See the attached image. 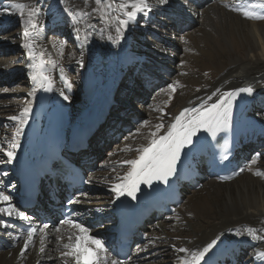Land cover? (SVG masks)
<instances>
[{
	"label": "bare ground",
	"instance_id": "6f19581e",
	"mask_svg": "<svg viewBox=\"0 0 264 264\" xmlns=\"http://www.w3.org/2000/svg\"><path fill=\"white\" fill-rule=\"evenodd\" d=\"M172 1L161 3L160 0H148L151 11L146 14L137 13L136 18L129 20L127 27H123L120 21L127 20L126 12L134 10L131 0H128L125 9L120 8V4L125 0H103L100 5H97L95 0H0V30L4 36L0 38V41H4L0 42V54L9 47V50L14 51L10 58L15 57L11 63L0 58V146L6 147V142L15 135L18 122L8 118L20 115L26 106L31 107L28 122L19 137L15 158L10 160L4 152H0V191L10 195L11 203L27 217L20 218L15 212L12 216L0 213V220L8 224L6 228L0 224V264H65V258L61 256V252L65 251L63 245L70 242V236L74 242L79 230L64 223L60 227L48 225L45 228L39 219L20 209L16 205V193L12 190L14 173L22 160L35 159L43 148L51 144L58 118H62L68 130L72 131L103 115L108 107L114 106L111 103L115 98H128L129 105L126 107H113L112 111H116L113 117L118 120L114 121L110 129L121 127L118 122L124 123V115L132 114L131 120L139 117L142 121L147 114V107H135L132 100L141 98L138 95L141 91L131 89L130 92L116 88L118 80L126 69L131 68L132 63L147 65L151 69L142 71L137 67L132 68L138 72L131 81L132 88L136 89L140 84L141 76L146 79L145 82L148 79L151 82L160 81L159 84L156 83L157 88L151 89L152 92L157 89L158 91L148 94L151 96L155 115L148 118V123L135 139L128 138L123 141V150L117 151L116 158L111 163H105L104 161L108 160L105 157L98 160L103 151L96 150L97 147L107 144L108 137L112 139V136H104V129L110 125L111 119H107L108 122L101 124L97 130L90 142V150L93 154L100 152L95 161L98 170L90 176L91 190L86 191V195L79 196L78 202L76 201L79 206L78 214L81 213L82 218L86 220L82 223L84 227H90L88 224H93V219L100 220L98 231L109 233L108 223L114 221V203L118 199L112 187L122 182L131 167L121 162L138 158L137 149L146 147L151 142V133L156 131V126L161 123L164 125L157 136L166 134L171 124L176 122L175 118L185 108L202 110V107L215 103L225 92L251 87V93L239 92L238 95L247 94L252 98V103L248 105L251 109L249 116L253 122L257 120L261 123V137L257 149L260 150L264 145V90L261 89L264 85V20L246 18L244 15L245 11L264 15V0H222L221 3L185 0L183 4L179 0H175V3ZM13 3H25L38 9L33 18L37 28L35 31L28 29L32 32L28 39H25L22 32L27 27L26 24L22 30L19 29L16 39L4 34V30L11 28L9 18L14 16L13 24H16L27 17L28 9L25 8V14L21 16V10L13 7ZM191 3L196 9L189 8ZM65 8L77 11L75 19L64 10ZM95 8L100 11H93ZM81 10L88 15H80ZM187 10L192 11L190 16L193 17L190 19L194 21H182L180 18L184 14L180 16L178 13ZM158 14L163 18L160 21L155 17ZM166 18L170 19V23H167ZM203 18L212 21L217 34L207 31L205 26L199 30L202 36L193 34L194 23L200 25ZM68 20L73 21V35L62 29V25H66L65 21ZM117 28H122L124 39H115ZM43 29L54 30L57 38L52 40L43 37ZM168 29L181 31V46L186 50L193 41V36L198 37L194 47L203 54L201 57L194 55L190 60L186 58L184 71L187 74L182 78L174 79L176 74H173V78L171 75L161 76V73L167 74L169 71L161 60L162 54H155L145 43L135 38V35L140 37L146 34L151 36L152 45H167ZM109 35L114 39L109 40ZM63 39L65 42L76 39L79 45L80 50L74 49L77 53L74 60L82 64L83 75L76 81V84L83 86L81 91H75L74 87L69 89L62 78L64 69L76 64L74 60L63 56L60 47ZM25 43L31 44L33 55L30 56L29 49L23 47ZM170 49L178 50L175 47ZM171 58L174 60V56ZM171 70H176L174 64ZM45 76L48 77L47 80L44 79ZM163 78H166L165 82L160 80ZM15 81L16 86L10 87V83ZM4 85L17 87L14 95H18V99L20 97L22 100L8 98L4 101L1 98L5 92L1 90ZM170 85L172 87H169ZM33 90L35 95H30ZM61 92L70 99L65 100ZM121 111L124 112L122 117ZM191 115V111L185 113V117ZM117 132L118 130H114V134ZM98 141H103V145L97 144ZM257 149L251 152L254 155L248 172H243L230 182L210 178L203 182L199 190H187L183 202L185 209L182 204L174 215L147 225V229L151 228L145 230L149 239L147 238L138 249L131 251L129 260L124 264H167L157 257L166 251H170L169 264H182L183 259L189 258L190 252H180V248L190 251L202 250L218 237L222 255L218 257L216 264H246L248 260L251 261L250 264H254L257 261L256 256L261 260L259 253L264 252V154H259ZM117 177L121 179L118 180ZM95 188L103 190L98 191L102 193L99 197L101 202L91 196ZM41 193L46 195L43 189ZM7 206L6 202H0V208ZM183 211L185 215L194 214L198 221L185 219L164 226L163 231L160 229L163 221L174 218L177 212ZM20 223L34 225L37 229V234L33 235L26 251L23 245L28 234L22 233ZM185 224L192 227L189 231L182 230L180 236L178 231ZM89 235L97 237V230L90 228ZM173 236H178L181 240L173 241L170 239ZM11 245L15 247L9 248ZM42 247L44 251H41ZM106 256L109 260H117L116 256L110 253H106ZM202 263L203 260L200 264ZM67 264H73L70 258Z\"/></svg>",
	"mask_w": 264,
	"mask_h": 264
},
{
	"label": "snow or ice",
	"instance_id": "6c2138e0",
	"mask_svg": "<svg viewBox=\"0 0 264 264\" xmlns=\"http://www.w3.org/2000/svg\"><path fill=\"white\" fill-rule=\"evenodd\" d=\"M161 3H166V0H160ZM97 5L103 3V0H95ZM128 0L120 4L121 9L127 7ZM132 8L134 10H129L126 12L127 20H121L120 23L123 27H127L129 20H134L137 13H147L151 11V6L148 0H131ZM110 7V5H108ZM13 7L21 10L20 15L24 16V9L27 8V17L24 23L27 27L23 31V36L28 39L32 32L28 29L31 28L33 31L37 28V24L33 19L38 12V9L32 7L25 3H13ZM70 16L74 19L77 15V11L73 9H64ZM93 11H100L99 8L93 9ZM80 15H88L87 12L80 11ZM244 15L246 18L250 19H260L264 20V15L258 14L256 12L245 11ZM77 31H79L77 29ZM103 31V29H101ZM116 40L124 39V34L122 28H117ZM87 37H85L86 39ZM109 40L114 39L112 35L108 36ZM24 48L29 49V55H33L31 50V44L25 43ZM42 67V65H41ZM35 79V77H33ZM45 80L48 77H44ZM66 86L71 89L73 87L71 81L65 76L64 77ZM42 86V85H41ZM169 87H172L171 85ZM174 90V88H173ZM253 89L242 88L238 90H233L231 92H225L218 100L208 105L207 107H202L201 109H187L185 108L179 116L175 118V123L171 124L170 129L164 135L157 136V133L161 128L164 127L163 123L156 126V131L151 133V142L146 146L137 149L139 156L136 159L125 160L121 163L130 165V170L124 175L121 183L113 185L112 191L117 195V197L124 196L127 194L133 199L136 197L137 191H139L141 184L152 185L153 181H162L165 184L168 183V178L175 175L176 165L181 157V153L185 146L191 145L193 143V137H195L201 130H204L215 137L219 131L226 129L229 126L232 102L239 92L251 93ZM30 95H35V90H33ZM65 100H69L70 97L64 95L61 92ZM191 111L193 115L190 117H185V113ZM31 112V107L26 106L23 108L22 112L18 116H11L8 119L17 121V127L15 130V135L13 139L8 140L7 146H0V152H4L7 158L14 159L16 156V149L19 147V137L23 133L24 125L28 122V114ZM145 124L148 122L145 121ZM2 162V161H0ZM243 171V169H241ZM259 175V173H257ZM6 175V174H5ZM120 180V177H117ZM86 195V194H84ZM12 197L5 194L4 191H0V202H6L7 207L0 208V213H4L7 216H12L13 213L20 218L26 219L24 212L19 211L15 208V205L11 203ZM62 223L69 224L79 230V234L75 237V241L72 242V237H69V243H65L63 248L65 251L61 252V256L65 258V264H67L70 258L73 264H122V262L111 259L106 256L108 249L105 247L104 242L94 236L89 235V229L84 227L82 224L78 223L74 219H65ZM0 224H3L6 228L8 226L7 222L0 220ZM45 228L48 225L44 226ZM37 231L35 227H30L28 229L27 240L23 245V249L26 251L29 244L33 240V234ZM43 231V229H41ZM253 231V230H250ZM217 239L212 240L208 243L202 250L190 251L187 248H180V252L188 253L190 252L189 258L182 260V264H200L204 259L205 254L212 249L218 241ZM43 240V237H41ZM41 251H44L43 247ZM23 255V252H21ZM260 256L264 257V252L259 253Z\"/></svg>",
	"mask_w": 264,
	"mask_h": 264
},
{
	"label": "rangeland",
	"instance_id": "374dc122",
	"mask_svg": "<svg viewBox=\"0 0 264 264\" xmlns=\"http://www.w3.org/2000/svg\"><path fill=\"white\" fill-rule=\"evenodd\" d=\"M179 1H180L181 4H183L182 2H184L185 0H179ZM172 3H175V0H173ZM189 8H191L192 10L193 9H196L195 7H193V3H191V5L189 4ZM200 8H202V6ZM182 13L184 14L183 16H181ZM190 13H192V11L187 10V11H184V12L181 11V13H178V14L181 16L180 18L182 19V21H186L187 19L194 21V19H190V17L191 18L193 17V16H190ZM19 14H20V11H19ZM154 14H156V12H154ZM155 17H156V19L158 21H160V20L163 19L159 14L156 15ZM8 21L11 24V28L4 30V34H7V36H9V38H15L16 39L17 32L20 31L19 29H21V30L23 29V25L25 24L24 23V20L17 21L16 24H13V21H14V16H13V17L9 18ZM165 22H166V20H165ZM65 23L71 25V27L74 26V25H72L73 21H69L68 20V21H65ZM167 23H170V19H167ZM195 25H196V23H194V25L192 27L193 34H198L199 36H202V34L199 32V30L201 29V27H204V26H205V29L207 31H211V32H214V33L217 34L216 27L214 26V24L212 23V21L208 20V18H205V19L203 18L202 22L200 21V25L197 24L196 27H195ZM62 26L64 27V28H62L63 30H65L66 32L68 31L69 34H72L73 35V32L71 30H68L67 27H65L66 25L63 24ZM1 32H0V38L4 37L2 35L3 32L2 33ZM22 32H23V30H22ZM45 32H46V29H43V37H44ZM12 34H14V35L12 36ZM181 34H182L181 31L168 29L167 30V35H168V42H169V44H167V45H165L163 43H156L155 45H152L150 43L151 42V36L150 35L144 34L143 36H140V37H137L135 35V38H138L139 41L145 43L149 47V49H152L153 50V52L155 54H162L161 60L163 61L164 65L167 67V69H169V71H168L167 74L166 73H161V76L162 75H165L167 77V75H171V77L173 78L174 77L173 74L174 75L176 74L175 77H174V79L182 78V77H184L187 74L184 71V68H185V65H186V58L190 60V59H193V56L194 55H196L198 57H201L203 55L202 52H200L197 47H194V43L196 42V39H198V37H194L193 36V41L189 43V48H188V50H186L183 46H181L182 45V41H183L182 40V37L183 36H181ZM52 36H53V33L51 31H48L45 34V37H47V39L50 38V37H52ZM56 38H57V36L55 38L52 37V40H54ZM0 42L2 43L4 41L1 40ZM64 42L65 41L63 39L61 41V43H60V47L63 50V56L65 58H70V59L74 60L75 59V54H77L76 52H74V49H79L78 44L76 43V39H73V41H67L68 43H64ZM170 43H171V45H170ZM170 47H175L178 50L173 51V50L170 49ZM9 49L10 48L8 47L5 50V52H2L0 54V58L2 60H4L5 62L11 63L14 60L15 57L13 59L10 58L12 56L11 54H14V51L13 50L11 51ZM3 53H6V54H3ZM171 56H174V60L171 58ZM16 58H17V56H16ZM74 62H76V64H74L73 66H70L69 68L67 67V68L64 69L65 72H64V74H62V78L64 79V77L66 76L71 81V83H72V85L74 87V90L75 91H81L83 89V86L82 85H79V84H76V81H79V79L83 75L82 74V64L79 63L76 60H74ZM173 64L176 67V70L175 71L174 70H171ZM131 65H134L133 68H135V67L139 68L140 67V65H137L136 63H132ZM142 66L144 68H148L149 69V67L147 65H142ZM149 70H151V69H149ZM132 71H128L125 74V76L131 75V73H133ZM142 71H145V70H142ZM113 72H117V71H114L113 70ZM156 72L159 73V71H156ZM160 72H162V71H160ZM133 77H131V78L133 79ZM128 79L129 78L127 77L126 79L120 80V82H119V85L120 86L118 88L117 85H116V88L117 89H122L123 91H131V89L133 91L134 90H137L138 91V89L140 91H142V90L144 91V89H143L144 87L142 86L143 84H141L142 80H139V83L140 84L135 89V88H132L131 85H130V82L132 81V79H131V81L128 80ZM165 79L166 78H163V79H160V80H164V82H165ZM126 80H128V81H126ZM167 80H169V79H167ZM157 81H159V80H157ZM16 82L17 81H15L14 83H10L12 85H9V86L10 87L11 86H16L15 85ZM159 83H160V81L157 82V84H159ZM10 87H8V85H4L2 87L1 90H4L5 92L2 94L1 98L4 101H7L8 98H16V100H18V101L22 100L20 97L18 99V97H17L18 95H14V93H16V91H17V87H12V88H10ZM138 95H139V92H138ZM147 96H148V94H146L144 96L145 100L148 101V104L147 105H144V107H147L146 108L147 114H146L145 118L138 125L134 126L135 128H134L133 131H131L130 133L124 134V136L120 139V142L121 143H119V144H117L116 146H113V147L112 146L111 147H106L104 149V147L108 145V141H107V144H105V146H103V147H97V149H96L97 151H103V152H101V156H99V159L98 160H100V159H102V158L105 157V158H108V160H106L104 162L105 163H111L116 158L117 151L123 150V141L126 140V139H128V138L135 139L134 137L146 125L144 122L145 121L148 122V118L153 117L155 115V110L153 108V103L151 101V96H149V98H147ZM126 100L127 99H124V98H115L113 101H115V102L118 101V102H121V103H125ZM132 100L134 102L133 104H134L135 107L143 108L141 106V103H138V101H136L135 99H132ZM112 105H113V103H112ZM134 106L131 105V107H134ZM113 107H116V106L114 105ZM3 112H6V111H3ZM114 112L112 114H114ZM124 116L126 117L127 115H124ZM131 118H132V115H129V116H127V118L122 119L123 122H124L123 124L131 123V121H130ZM130 134H132V135H130ZM257 152H259L261 154H264V145L260 148V150L257 149ZM98 153H100V152H96L95 154L97 155ZM263 162H264V160H263ZM98 191H101L102 192L103 190L101 188L99 190H97V188H95L94 189V192L91 193L92 194L91 196H94L97 201L101 202V200H100L99 197H100V194H102V193H100ZM183 207L185 209V207H186L185 203H183ZM185 219L198 221V218L195 217L194 214H192V215H185L184 214V211H183V213L177 212V214H176V216L174 218H169V219L163 221L160 224V229L163 231L164 230V226H166V225H172L175 222H179V221H182V220H185ZM191 227L192 226H187V224H185L184 227L180 228L179 231H178L179 234H180V236H181V231L182 230H188L189 231L191 229ZM147 230H151V228H148ZM101 237H104V236H101ZM170 239L173 240V241H176V242H178V241L181 240V238L178 237V236H173ZM244 242H246V241H244ZM258 246L259 245L257 244V247ZM13 247H15V245H13V246L11 245V247H9V248H13ZM169 252L170 251L162 252L161 256H159L160 255L159 254V255H157V257H159L161 260H164L167 264H169V261H170ZM257 254H258V252H256V255ZM247 258L248 259H252L251 256H247ZM256 258H257V261L254 262V264H263L264 263V261H263L264 260V257H261V260L262 261L258 258V256H256ZM250 262L251 261L248 260V262L246 264H250Z\"/></svg>",
	"mask_w": 264,
	"mask_h": 264
},
{
	"label": "water",
	"instance_id": "95a60500",
	"mask_svg": "<svg viewBox=\"0 0 264 264\" xmlns=\"http://www.w3.org/2000/svg\"><path fill=\"white\" fill-rule=\"evenodd\" d=\"M264 87V86H263Z\"/></svg>",
	"mask_w": 264,
	"mask_h": 264
}]
</instances>
